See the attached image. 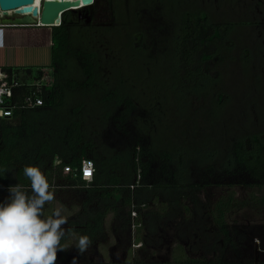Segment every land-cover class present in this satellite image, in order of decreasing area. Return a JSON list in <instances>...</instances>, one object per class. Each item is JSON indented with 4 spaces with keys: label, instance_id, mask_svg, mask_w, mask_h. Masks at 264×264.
Wrapping results in <instances>:
<instances>
[{
    "label": "rangeland",
    "instance_id": "obj_1",
    "mask_svg": "<svg viewBox=\"0 0 264 264\" xmlns=\"http://www.w3.org/2000/svg\"><path fill=\"white\" fill-rule=\"evenodd\" d=\"M101 1L105 14L106 0ZM212 4L208 9L213 20H217V24L234 26L216 46L218 61L211 68L209 77L192 71L182 75L173 61V52L163 56L161 62L148 56L129 57L128 67L120 64L128 74L119 76L115 71L113 76L114 88L126 95L130 92L140 109L151 105L157 107L158 129L151 135L157 171L150 184L143 181L140 170L134 169L137 160L133 135H124L115 129L113 119L117 114L110 111L113 118L107 120L96 106L86 113L93 114L88 117L89 124L84 125L86 141L94 137L92 117L102 116L103 121L108 122L111 133L102 140L109 142V147L103 151H106V159L111 155H119L121 159L118 165L114 164L116 170L112 174L120 177L121 190L103 200L97 193H91L92 188L76 182H58L51 188L55 199L45 205L44 217L60 209L67 219L63 227L74 230L72 235H66L68 241L62 244L64 250L58 252L57 264L121 263L134 259L172 263L180 249L191 259L217 260L223 254V238L214 223L213 211L221 199L227 200L231 195L234 201L227 210V222L245 235L251 231L260 234V242L264 245V192L241 186L230 188L208 184L220 177L219 172L229 159L233 143L251 135L264 134V73L255 62L250 65L255 58H250V64H246L242 56L252 52L249 48L243 55L240 51L243 45L251 44L248 37H257L254 16L244 12L248 0H213ZM255 11V17L261 16L264 8ZM81 21L87 22L85 17ZM255 40L260 42L258 38ZM232 42L233 50L229 49ZM260 55L264 56V53ZM49 65L50 62L41 67L50 68ZM20 75L25 76L23 71ZM125 75L132 80L131 88L121 84ZM219 96H222L221 101ZM81 100L83 97L79 94L73 95L66 110L56 117L54 126L72 120ZM137 119L141 117L138 115L130 126H137ZM165 155L171 156L172 162ZM162 165L177 173L179 188H164L166 183L159 173ZM8 187L0 188V202L8 196ZM98 213H103L104 218L100 231L95 232L89 226H95ZM81 235L91 240L84 253L77 248ZM254 237L249 236V239L258 249V240Z\"/></svg>",
    "mask_w": 264,
    "mask_h": 264
},
{
    "label": "trees",
    "instance_id": "obj_2",
    "mask_svg": "<svg viewBox=\"0 0 264 264\" xmlns=\"http://www.w3.org/2000/svg\"><path fill=\"white\" fill-rule=\"evenodd\" d=\"M102 3L101 0L95 1L88 24L79 22V13L68 12L63 15L60 26L51 28L54 85L42 93L44 106L21 109L15 120L0 122V188L19 183L30 193V181L24 176L23 168L33 165L41 168L52 187L58 182H76L85 188H92L91 193H97L103 200L111 198L113 192L121 190L120 177L112 175L116 170L114 164L118 165L121 159L119 155L106 159V151H103L109 147V142L105 143L102 138L111 133L103 117L105 115V119L109 120L111 112L117 114L113 119L115 129L124 135H133L137 160L134 169L140 170L143 181L147 180L150 184L157 171V156L151 135L158 129L157 120L150 116L158 110L152 105L140 109L130 92L126 95L115 89V71L119 76L128 74L127 70L120 68V64L125 66L129 57L148 56L155 62H161L163 56L173 52V61L181 74L192 71L202 73L204 78L209 77L211 68L218 61L216 46L226 38L228 29L234 26L231 23L217 24V20H213L208 9L213 5L212 0H106L103 5L105 14ZM104 20L107 22L102 23ZM8 70L23 71L28 75L34 73L31 68ZM125 77L121 84L131 88L132 80ZM75 94L82 96L83 101L74 110L72 120L62 126H54L56 117L66 110ZM94 106L104 114L103 117H92L91 130L95 138L86 141L84 125L89 124L88 117L93 115L86 113ZM138 115L141 119H137V126H130ZM111 148L107 150L114 152ZM165 156L172 162L171 156ZM85 159L93 160L96 165L92 183L86 184L81 178L74 179L71 174H64L65 168L79 169ZM159 173L166 183L165 189L180 187L175 171L163 165ZM219 173L220 177L208 184L230 188L241 186L264 192V134L251 135L233 143L229 159ZM233 201L232 195L227 200L221 199L213 211L214 223L223 238L220 258L212 261L191 259L179 248V255L167 264H264L261 260L264 258V245L260 242V234L254 231L248 235L240 233L226 220L227 210ZM126 202L131 204L130 200ZM103 218L104 214L98 213L94 219L95 226L89 227L99 232ZM249 236H255L260 242L258 255L259 247L256 248ZM139 240L138 236L137 242ZM66 241L67 237L61 243L66 244ZM120 264L163 263L134 259Z\"/></svg>",
    "mask_w": 264,
    "mask_h": 264
},
{
    "label": "clouds",
    "instance_id": "obj_3",
    "mask_svg": "<svg viewBox=\"0 0 264 264\" xmlns=\"http://www.w3.org/2000/svg\"><path fill=\"white\" fill-rule=\"evenodd\" d=\"M23 174L30 181V193L22 184L10 185L0 202V264H57L58 252L65 247L61 241L74 230L63 227L67 219L60 209L44 217L45 205L55 194L41 168L26 165ZM90 245L88 236H79L80 253Z\"/></svg>",
    "mask_w": 264,
    "mask_h": 264
},
{
    "label": "built area",
    "instance_id": "obj_4",
    "mask_svg": "<svg viewBox=\"0 0 264 264\" xmlns=\"http://www.w3.org/2000/svg\"><path fill=\"white\" fill-rule=\"evenodd\" d=\"M1 17L3 16L0 12ZM38 26L40 27V24ZM2 27L6 25L0 22V28ZM53 85L52 68H42L38 77L35 78L30 75L26 76V74L21 77L20 72L10 71L0 66V122L15 120L21 109H35L44 106L42 93L45 89H51ZM88 172L91 175H87ZM64 174H71L74 179L81 178L83 182L90 184L95 178L96 165L93 160L85 159L79 169L65 168Z\"/></svg>",
    "mask_w": 264,
    "mask_h": 264
},
{
    "label": "crops",
    "instance_id": "obj_5",
    "mask_svg": "<svg viewBox=\"0 0 264 264\" xmlns=\"http://www.w3.org/2000/svg\"><path fill=\"white\" fill-rule=\"evenodd\" d=\"M52 46L51 28L2 27L0 28V66L18 69L31 68L38 75L42 65L50 62L48 67L51 68ZM37 75L33 73L30 76Z\"/></svg>",
    "mask_w": 264,
    "mask_h": 264
},
{
    "label": "water",
    "instance_id": "obj_6",
    "mask_svg": "<svg viewBox=\"0 0 264 264\" xmlns=\"http://www.w3.org/2000/svg\"><path fill=\"white\" fill-rule=\"evenodd\" d=\"M96 0H43L41 9L36 0H0V22L6 26L54 28L64 14L88 11ZM13 14V16H10ZM39 27V26H38Z\"/></svg>",
    "mask_w": 264,
    "mask_h": 264
},
{
    "label": "flooded vegetation",
    "instance_id": "obj_7",
    "mask_svg": "<svg viewBox=\"0 0 264 264\" xmlns=\"http://www.w3.org/2000/svg\"><path fill=\"white\" fill-rule=\"evenodd\" d=\"M259 8H264V0H248V7H246V8L244 7V12H247L250 17L254 16L253 17L254 18L253 19L254 20L253 24L255 25L254 28L256 29L254 32L257 34V37H255V36L248 37V38H250V41H252L251 44L247 43V45H249V46H244L243 45L242 48L240 49V51H241V53L243 55V52L245 51V49L249 48L253 53L250 52L248 55L244 54L242 56L245 59L246 64L249 65L250 64L249 60H252L253 58H255L254 61H252V63L250 65L254 64L253 62H255L256 66L261 67L262 68V72L264 73V56L260 55L261 53H264V13L261 11L260 12L261 16L259 15L258 17L257 16L255 17V14L257 15V11L254 12V10H258L259 11ZM89 12H91V14H89ZM86 13H85V16H82V15L79 16V18H78L79 22L82 20L83 17H85L86 20H87L86 24H88L90 22V16H92V11H88V12L86 11ZM247 25L249 26L248 23H247ZM253 35H254V33H253ZM257 38L260 39V42L259 41L257 42V40H255ZM230 44H229V49L231 48V50H233L234 49V42H232ZM251 47H253L254 50H252ZM252 54H253V56H252ZM250 58H252V59H250ZM242 65H244V64H242ZM153 116H154V119L158 121L157 116H155V114L154 115L152 114V116H150V118H152ZM156 124L158 125V123H156ZM134 146H135V144H134ZM259 245H260V242L258 241V245L257 246H259ZM258 252H260V247L257 250V255H258ZM261 260H264V258L261 259ZM121 263H124V262H121ZM156 263H161V262H156ZM118 264H120V263H118ZM163 264H167V263H163Z\"/></svg>",
    "mask_w": 264,
    "mask_h": 264
},
{
    "label": "bare ground",
    "instance_id": "obj_8",
    "mask_svg": "<svg viewBox=\"0 0 264 264\" xmlns=\"http://www.w3.org/2000/svg\"><path fill=\"white\" fill-rule=\"evenodd\" d=\"M37 1V6L39 7V9H41L43 0H36Z\"/></svg>",
    "mask_w": 264,
    "mask_h": 264
},
{
    "label": "snow or ice",
    "instance_id": "obj_9",
    "mask_svg": "<svg viewBox=\"0 0 264 264\" xmlns=\"http://www.w3.org/2000/svg\"><path fill=\"white\" fill-rule=\"evenodd\" d=\"M87 175H91V173L90 172H88V173H86Z\"/></svg>",
    "mask_w": 264,
    "mask_h": 264
}]
</instances>
